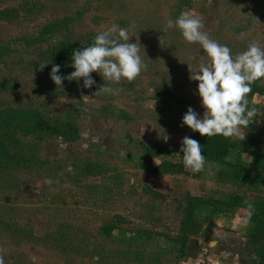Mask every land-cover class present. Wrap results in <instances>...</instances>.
I'll return each mask as SVG.
<instances>
[{
	"label": "rangeland",
	"instance_id": "374dc122",
	"mask_svg": "<svg viewBox=\"0 0 264 264\" xmlns=\"http://www.w3.org/2000/svg\"><path fill=\"white\" fill-rule=\"evenodd\" d=\"M23 1L0 0V11ZM31 1L41 5L37 14L0 17V108H33L51 120L71 119L76 129L70 140L48 137L37 146L25 136L26 160L0 169L4 264H255L248 242L255 209L247 203L264 200V182L251 186L258 171L251 156L241 157L243 178L216 164L194 173L181 163L182 138L196 134L180 126L182 116L189 106L203 112L189 77L204 53L179 30L164 31L178 0ZM185 14L199 17L233 55L252 41L264 48V0H193ZM112 23L142 46L144 64L133 81L110 85L118 94L94 95L108 83L95 72L90 89L69 80L61 88L34 69L40 52L67 39L87 46ZM254 83L262 94H247L254 115L243 131L264 136V78ZM238 157L234 150L228 160ZM167 162L181 171H163L179 169ZM187 195L225 202L215 214L210 205L197 207L200 233L176 263ZM112 221L119 226L108 236L102 228Z\"/></svg>",
	"mask_w": 264,
	"mask_h": 264
},
{
	"label": "clouds",
	"instance_id": "9594fccd",
	"mask_svg": "<svg viewBox=\"0 0 264 264\" xmlns=\"http://www.w3.org/2000/svg\"><path fill=\"white\" fill-rule=\"evenodd\" d=\"M172 28L179 30L187 43H198L204 53L198 70L189 77L197 82L195 94L199 97L203 112L197 113L189 106L180 126H186L201 137L219 135L244 140L243 129L254 115L247 107V94L252 91V82L264 78V48L252 41L244 51L233 55L227 45L208 36L202 21L195 15L181 13L175 20L168 19L164 31ZM130 38L128 29L112 23L99 31L91 44L73 49L71 67L74 71L62 76L60 65L52 64L49 78L56 87L61 88L63 80L79 83L82 79V87L90 89L96 83L90 74L95 72L108 83H103L94 95H116L120 90L111 87V84H119L122 80L131 82L144 68L140 55L142 46L137 42L130 43ZM48 64L42 63L39 69ZM162 138L165 143L169 139L166 134ZM201 147L198 140L188 135L180 143L183 165L194 173L202 171L206 165ZM154 162L160 165L159 160L154 159ZM68 170L71 171V168ZM45 182L51 183L50 180ZM0 264H4L2 257Z\"/></svg>",
	"mask_w": 264,
	"mask_h": 264
},
{
	"label": "trees",
	"instance_id": "16d2710c",
	"mask_svg": "<svg viewBox=\"0 0 264 264\" xmlns=\"http://www.w3.org/2000/svg\"><path fill=\"white\" fill-rule=\"evenodd\" d=\"M193 0H178V4L175 8L174 16L178 17L181 13H185L186 9H190ZM40 3L31 0H24L23 3L13 10L0 11V17L4 19H11L16 17H28L30 15L37 14L40 10ZM63 23V22H62ZM61 24V23H59ZM87 44L93 42V38L86 40ZM85 42H74L67 39L64 42L59 43L57 46L48 48L38 54L37 58L33 62V67L37 73L49 75L52 64L60 65V74L67 76L74 71L71 67V54L73 49H80L86 47ZM87 45V46H88ZM42 63H50L42 70L39 66ZM91 75V74H90ZM92 76V75H91ZM93 78V76H92ZM82 79L79 81L81 82ZM76 83L77 81H70ZM252 91L249 94L253 97L254 94H262V88L256 83L251 85ZM76 129V124L71 119L67 120H51L42 112L33 108L23 107H2L0 108V169H10L11 166L18 164L25 159V149L28 147L24 141L25 136L31 137L35 141L36 146L38 142H42L48 137H60L63 140H70ZM196 139L201 144V151L206 159V165L216 164L225 170L230 172L236 171L242 176L244 171L243 155L249 154L252 158L253 164L258 169L256 175L250 177L251 186H258L264 182V136L250 134L245 136L244 140H238L235 137H201L199 133L189 135ZM25 144H24V143ZM237 150L239 157L235 161L228 160L230 153ZM181 163L182 153H181ZM166 166L179 169H166L165 172L179 173L182 165L177 163H166ZM244 175V173H243ZM244 176H242L243 178ZM248 178V177H247ZM186 206H184V218L181 221V236L177 239L179 244V257L176 260L178 263L186 256V247L190 237L197 236L200 233L201 228L198 226V220L195 218V211L199 205L212 206L213 214L220 212L218 207L225 201L222 199H214L212 197H194L187 195ZM238 204L241 202L238 200ZM249 207L255 209V215L251 218L252 228L249 231V244L255 247V252L258 255V261L255 264H264V200L255 204L247 203ZM119 224L112 221L110 224L103 226V232L111 236L113 231L118 228Z\"/></svg>",
	"mask_w": 264,
	"mask_h": 264
},
{
	"label": "crops",
	"instance_id": "0c3cea01",
	"mask_svg": "<svg viewBox=\"0 0 264 264\" xmlns=\"http://www.w3.org/2000/svg\"><path fill=\"white\" fill-rule=\"evenodd\" d=\"M185 257H187V251H186V256H185ZM185 257H184V258H185Z\"/></svg>",
	"mask_w": 264,
	"mask_h": 264
}]
</instances>
